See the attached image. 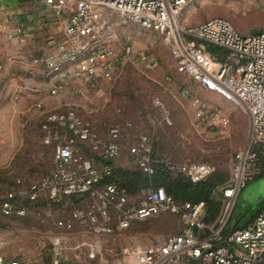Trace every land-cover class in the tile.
Segmentation results:
<instances>
[{
	"label": "built area",
	"instance_id": "built-area-1",
	"mask_svg": "<svg viewBox=\"0 0 264 264\" xmlns=\"http://www.w3.org/2000/svg\"><path fill=\"white\" fill-rule=\"evenodd\" d=\"M39 4L52 17L59 28L62 40L53 45V51L43 60L52 84L48 96L57 101L60 94L73 82H84L91 88L111 79L117 67L130 62L134 52L125 45L120 53L109 44L117 25L120 28L139 26L162 36L169 46L175 72L189 78L194 84L211 92L225 102L242 108L249 119V138L245 146L233 157L230 179L222 189L225 208L215 229L208 228L203 220L205 204L178 206L159 187L148 189L137 205L126 206L124 190L113 183L98 189L100 182L110 174V168L97 169L95 160L84 159L76 142L87 144L103 160L117 157L120 151L119 132L113 128L106 141L92 130L90 123L72 110L47 114L42 126L43 143L58 140L56 125L69 133L54 146L53 171L26 189L7 193L0 202V212L6 217H24L26 209L19 205L22 199L34 201L48 198L60 202L71 195L89 194L96 202L89 212L78 211L72 215L80 225L88 224L97 234H111L113 230L126 229L132 221H145L162 213L179 216L183 223L181 233L169 237L162 245L130 252L124 264H264V216L258 215L242 229L222 235V229L240 192L255 175L259 155L264 151V31L256 35H242L226 20L214 18L196 27L187 28L181 23L183 10L195 0H30ZM11 16L0 21V33L8 40L23 37L20 24H11ZM207 45L220 49L222 57H213ZM148 68L158 61L150 54L136 56ZM3 65L0 59V73ZM195 121L207 126L227 125V118L216 109L208 110L198 100ZM41 108L40 105H37ZM151 144L140 137L129 149L135 163L146 174H152L149 153ZM192 182L209 177L214 168L207 164L189 163L169 166ZM113 209L117 216L114 229ZM70 229L72 221L58 222ZM209 230V234L205 233ZM0 264H23L4 260ZM52 264H59L57 260Z\"/></svg>",
	"mask_w": 264,
	"mask_h": 264
},
{
	"label": "rangeland",
	"instance_id": "rangeland-1",
	"mask_svg": "<svg viewBox=\"0 0 264 264\" xmlns=\"http://www.w3.org/2000/svg\"><path fill=\"white\" fill-rule=\"evenodd\" d=\"M50 18V14L40 13L38 20L44 23ZM214 18L228 21L242 35L252 30L264 31V0H195L183 10L180 20L185 27L192 28ZM50 27L38 34L40 42L49 36L60 41V33L56 34V29ZM109 44L117 53L130 45L134 56L130 62L117 67L110 80L100 81L96 88L84 82H73L55 101L46 96L44 89L38 92L32 86V91L20 94L8 83L5 87L7 84L0 82V178L5 182L0 187V199L15 188L12 181L24 188L53 171V150L51 146L45 147L39 127L44 116L58 110L75 111L81 120L90 123L103 141L108 140L110 130L117 128L120 151L116 163L123 167L135 164L129 149L140 137H146L153 144L156 156L171 166L207 164L214 168L215 174H223L229 179L233 157L245 146L249 136L246 112L176 74L170 48L155 32L136 25L123 28L116 25ZM24 46H3L4 58L11 60V74H15L12 64L19 60ZM143 52L157 58L158 65L148 68L137 60L136 56ZM29 55L32 60L34 56ZM35 56L42 59L43 53ZM34 71L42 76L44 68L38 64ZM24 72L30 76L29 71ZM30 78L27 75L22 78L27 88L31 86ZM194 100L206 105L208 110H219L227 118V125L207 126L195 121ZM28 125L33 130L35 153L30 168L28 165L22 174H18L15 167L26 153ZM57 137V143L69 138L58 132ZM82 152L90 156L87 149ZM39 163L46 166V172L37 167ZM28 169L41 172L30 176ZM241 192L231 211L235 209L236 215L251 216L259 205H264V175L250 182ZM144 193L130 199L131 203L136 204ZM95 204L94 200L86 199L68 202L60 208L43 204L36 207L35 212H27L24 219L0 216V257L23 264H52L55 260L59 264H124L130 252L162 245L169 237L178 235L183 227L180 218L162 213L145 221H132L137 225L129 230L97 234L90 225H80L72 218L75 212L91 211ZM70 220V229L58 226V222Z\"/></svg>",
	"mask_w": 264,
	"mask_h": 264
},
{
	"label": "trees",
	"instance_id": "trees-1",
	"mask_svg": "<svg viewBox=\"0 0 264 264\" xmlns=\"http://www.w3.org/2000/svg\"><path fill=\"white\" fill-rule=\"evenodd\" d=\"M248 34H250V32ZM207 51L213 57H216V58H220L223 55H225V54H223V52L220 49L213 47L211 45H207ZM67 111H69V110H63L61 112H59V110H58L57 113H65ZM46 118H47V115L44 116V122L41 123V125L39 127V129H41V131H42V135H44V136H45V132L42 129V126L46 123ZM29 128H30V125H28V131L26 133V139H27V142H26L27 148L25 149L26 153H25L24 157L22 158V160L19 159L20 164L16 165V167H15V170L18 174H22L24 169L28 165L30 168L32 154L35 153V151L33 150V147L35 145V142L33 141V134H32L33 130L29 129ZM50 128L52 130L58 131V133L67 134V136L70 137L68 132H66L64 129H62L56 125H52V126H50ZM29 130H30V132H29ZM56 143H57V141L53 140L50 142V144L45 145V147L51 146L52 150H54V146L56 145ZM76 145L80 148L81 155L84 159L95 160L94 166L97 169L102 170L104 167L110 168V174L107 175L100 182V184L97 186V188L101 190V189H103V186L106 183H108V182L113 183L114 185H116L120 189L124 190L125 196L127 199L126 206L137 205L142 198L136 204L131 203L130 199L139 196L142 192H144L148 189H155V188L161 187L164 189L165 193L168 196H170L173 199L174 203L178 206H183L185 204H196L198 202H203L205 204V212H204L203 220H204L206 226L208 228H212V229H215L217 227L218 222H219V220L223 214V211L225 208V203H226L225 198L221 194V191L228 184L230 176L228 179V177L223 176V174L217 175V174H215V172H213L209 177H207L203 181L198 182V183H192L184 175L170 170L169 166H171V164L165 162L163 160V158L156 156V154L154 153L153 144L151 145V150L149 153L150 166L153 169L152 174L144 173L142 171V169H140L139 166L135 162H134L135 164H133L129 167H123L122 165L116 163V160H117L119 155H117V157L112 158V159L103 160L102 158L98 157L97 153L93 152L87 144L80 143L77 141ZM86 149L89 151L90 156H85L83 154L82 151H84ZM128 153L132 158H134L130 154V152H128ZM52 161H53V151H52ZM37 167H39V169L43 168L44 172H46V166H44L43 164L39 163V164H37ZM40 172L41 171H39L37 173L35 169H30V170L28 169L27 170V174L30 176H34L36 173L39 174ZM263 174H264V151H263V154L259 155L258 161L256 162L254 177L252 178V180H250L246 184L245 188L247 187V185L250 182L253 183V181H256L257 179L262 177ZM3 183H5L4 180L2 178H0V187ZM31 184H33V183L25 185L24 188L26 189ZM11 185L15 186V188L11 189V191L12 190L14 191V190H17L18 188H20V186H16L14 181H12ZM83 199H86L89 201L93 200V198L89 194H83V195L67 196V197L63 198L60 202H53V201L49 200L48 198H44V197L37 198L34 201H30L28 199H22L19 202V205L22 208L26 209V211L29 213L30 211L35 212V209H37L36 207L43 205V204H51L53 206L60 208V207H63L68 202L73 201L74 203H78ZM237 199L235 201L236 203H237ZM0 202H1V200H0ZM108 212L112 215L113 220H112L110 226L112 227V229H114L116 224H117V216L115 215L113 209H109ZM231 213L232 214L230 215L229 220H227L225 226L222 229V235L223 236H227L232 231L239 230V229H242L245 226H247V224L251 223V222L248 223V220L250 218H252L253 215H255V217L258 215L264 216V205H259L257 207L256 211L253 213V215L247 216V217L242 213L236 215L235 209L233 211H231ZM169 214L175 215L172 213H169ZM0 216L4 217V218L24 219L23 217H6V216L2 215L1 212H0ZM175 216H177V215H175ZM177 217L179 218V216H177ZM150 219H152V218H150ZM138 224H140V223H138ZM135 225H137V224L131 222L129 224V226L123 230L124 231L129 230L131 227H133ZM116 232H119V231L113 230L114 234ZM203 234L204 235L209 234V230H205V233H202V235ZM188 264H198V263L197 262H190Z\"/></svg>",
	"mask_w": 264,
	"mask_h": 264
},
{
	"label": "crops",
	"instance_id": "crops-1",
	"mask_svg": "<svg viewBox=\"0 0 264 264\" xmlns=\"http://www.w3.org/2000/svg\"><path fill=\"white\" fill-rule=\"evenodd\" d=\"M40 13L46 14L47 11L39 4H35L31 2L30 0H0V21L3 20L5 16H11L12 18L11 24L12 22H13V25L20 24L22 26L23 34H24L23 37H21L20 39H15V40L10 41L6 39L3 34L0 33V59L3 65V70L0 73V82H4V84L8 83L9 87L11 88L13 87L20 94H22V92L26 93L28 91H32L31 87L33 86L37 88L36 90L38 92L40 91V89L46 90L47 95L46 94L45 95L48 96V89H49V86L52 84V80L48 77L47 71L45 70V67L43 65V60L53 51V45L57 44L58 42H61L62 38L60 39V41H57V42L54 40L55 38H53L52 36L46 37L42 42L38 40V34L41 31H48L49 29H51L50 26L56 29L55 30L56 34L60 33L59 28L53 23L51 18L48 19L47 22L40 23L41 21L38 20ZM58 39H59V36H58ZM6 44L7 45L9 44L18 45L19 44L22 46L26 45L23 48L24 53L20 52L19 60L16 61L14 64H12L14 65V71L16 70L15 74L13 73L11 74L9 72L11 60L9 58L5 59L3 56V50H4L3 46ZM40 52L43 53L42 59L37 58L35 56L39 54ZM29 54H32V56H34L32 60L28 58L30 56ZM38 64H41L44 68V72L42 76L36 75L34 71V67ZM24 70L29 71L30 76L26 74ZM26 75L28 77H31L28 80L29 82H31L30 88H27V85H23L22 83V78L23 76H26ZM13 80L14 82L12 84ZM8 84L5 85V87H8ZM207 93L213 94L211 92H207ZM221 104H223V102ZM241 194L242 192L239 194L238 196L239 198ZM254 218H255V215H253L252 218L248 220V223L252 222Z\"/></svg>",
	"mask_w": 264,
	"mask_h": 264
},
{
	"label": "water",
	"instance_id": "water-1",
	"mask_svg": "<svg viewBox=\"0 0 264 264\" xmlns=\"http://www.w3.org/2000/svg\"><path fill=\"white\" fill-rule=\"evenodd\" d=\"M260 32V30H252L251 32H250V34L251 35H256V34H258ZM249 138V137H248ZM248 141V140H247Z\"/></svg>",
	"mask_w": 264,
	"mask_h": 264
}]
</instances>
